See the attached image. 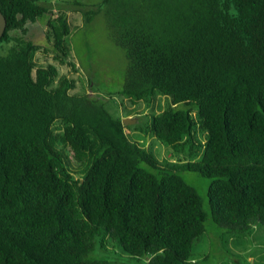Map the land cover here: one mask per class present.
<instances>
[{
	"label": "trees",
	"instance_id": "trees-1",
	"mask_svg": "<svg viewBox=\"0 0 264 264\" xmlns=\"http://www.w3.org/2000/svg\"><path fill=\"white\" fill-rule=\"evenodd\" d=\"M92 5L84 20L104 11L126 50L124 96L168 98L136 126L184 158L156 159L103 99L36 59L73 57L67 9L0 0V264H192L208 218L232 234L264 226V0ZM41 18L48 45L29 35ZM183 170L211 178L209 210ZM107 244L133 260L98 256Z\"/></svg>",
	"mask_w": 264,
	"mask_h": 264
},
{
	"label": "rangeland",
	"instance_id": "rangeland-1",
	"mask_svg": "<svg viewBox=\"0 0 264 264\" xmlns=\"http://www.w3.org/2000/svg\"><path fill=\"white\" fill-rule=\"evenodd\" d=\"M74 1L81 2L77 5ZM99 0H44L54 11L60 8L68 10L71 21L72 34L70 44L73 57L59 61L54 57V49H40L36 53L39 62L47 60L55 62L59 72L76 79L75 91H88L91 95L101 98L114 116L122 120L130 117L126 123V131L142 145L146 146L156 159L179 160L184 153L174 150L170 145L163 143L152 132H145V128L153 113L164 109L168 98L158 93L154 106H148L141 101L132 103L121 91L124 85L128 58L126 50L110 35L107 18L104 11L94 14L89 22L78 8L96 9L93 3ZM29 35L37 41L48 45L45 37L46 20L44 18L29 22ZM139 123L141 126H136ZM196 158H200L197 156ZM183 179L195 187L203 201L204 207L209 210L208 192L211 178L196 170L180 171ZM206 231L197 240L193 247L194 262L192 264H264V226L257 223L252 232L232 234L215 223L212 218L205 222ZM108 250L97 247L98 256H104L115 262L132 261L129 253L120 248L107 244Z\"/></svg>",
	"mask_w": 264,
	"mask_h": 264
},
{
	"label": "water",
	"instance_id": "water-1",
	"mask_svg": "<svg viewBox=\"0 0 264 264\" xmlns=\"http://www.w3.org/2000/svg\"><path fill=\"white\" fill-rule=\"evenodd\" d=\"M7 26V19L4 13L0 10V37L4 34L5 29ZM132 118L130 117H125L123 119V123L126 125V123L130 122Z\"/></svg>",
	"mask_w": 264,
	"mask_h": 264
}]
</instances>
